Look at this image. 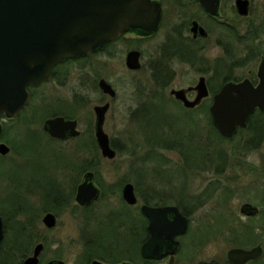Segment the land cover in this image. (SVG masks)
<instances>
[{
    "label": "rangeland",
    "instance_id": "rangeland-1",
    "mask_svg": "<svg viewBox=\"0 0 264 264\" xmlns=\"http://www.w3.org/2000/svg\"><path fill=\"white\" fill-rule=\"evenodd\" d=\"M224 1L230 3L231 0ZM251 18L258 24V37L256 40H246L237 45L235 55L225 59L230 77L255 79L261 54L251 61L244 59L241 65L238 60L246 58V51L251 47L253 50H261L264 55V0H254ZM218 33V31L212 33L202 43L203 49L198 53L199 58L213 63L223 56L221 48L216 45L215 38ZM164 34L163 27L148 37L126 34L123 39L110 44L102 52L63 64L57 69L52 80L31 88L32 95L28 106L14 121H32L34 133L29 134L25 126L21 125L23 128L18 126L19 132L15 141L8 139L9 153L1 157L4 159H0V174H4L0 176V183L7 176L20 182L26 180L30 182L32 179L33 191L25 193L24 197L33 203H40L42 197L48 193L53 197L56 192L57 195L61 194V189L70 191L75 188L82 179L77 167L88 155L98 152L100 160L97 174L108 190H114L104 195L101 192L95 205L97 237L100 238L101 246L104 243L112 246V243L116 245V242H119L123 247L129 237L126 235L124 225L116 221L117 217L121 219L122 213L134 217L141 215L139 206L143 201L138 194L136 193L138 203L127 205L121 198V190H117L119 184L123 186L126 182L133 185L134 181L139 183L146 197L158 198L152 195L151 190L155 189L156 192L164 194L167 204H174V200L179 199L178 192L184 199H192L193 204L189 205L187 201L184 203L190 212L187 242L192 241L191 233L203 218L213 214L227 216L233 220L229 222L230 226L242 216L239 207L243 202L264 204V142L257 149L246 151L239 143L240 135H236L232 140L219 139L209 126L211 93L210 97L192 109L183 107L174 99L169 93L171 88L193 85L201 75L188 65L178 60L172 61L171 67L175 75L166 81L164 87H158L155 83L154 77L157 75L150 70V61L159 56ZM131 48H137L142 52L139 70L130 71L125 66V55ZM202 75L210 78L212 73L209 71V75L208 73ZM101 78L115 90L114 98L104 95L98 88L97 82ZM222 79L223 75H220L208 79V83L217 89L222 84ZM156 89L163 92H150ZM156 94L159 97L165 96L163 98L167 99L166 106L160 104L158 97H155ZM193 96L192 94L190 98ZM105 101L110 102V108L105 117L104 131L117 146L122 147L124 144L130 149L129 153L124 154L116 151L113 159L100 156L99 151L91 144L94 121L92 107ZM31 108L32 118L28 112ZM65 110L71 112L78 120L81 134L77 138L65 141L51 140L41 130L42 122L48 117L46 113ZM164 120H174L177 130L187 128L199 136L194 137L189 151L185 154L190 165L177 151L162 149H157V152L167 163H163L161 157H157L158 161L152 159L145 164L136 161L137 156L146 154L149 140L159 131V128H156L160 125L159 122ZM5 126L9 127L10 123ZM133 143L145 146L143 150L140 147L135 151ZM203 143L209 154L204 152ZM219 155L224 159L221 160ZM206 156L207 161L198 165L197 162L205 160ZM210 157L214 160L209 159ZM143 169L145 176L141 177L140 171ZM194 206L197 207L194 209ZM59 215L60 219L53 230L44 232L40 222L38 231L43 232L50 240H55L49 248L63 250L64 258L72 261L79 248L75 246V240L67 239V234L76 227L72 225L68 215L63 213ZM111 219L118 225L115 231L112 229ZM220 227L225 229L224 224ZM226 249L228 242L219 238L215 243L212 241L205 245L199 257L224 259ZM261 260L264 264V256Z\"/></svg>",
    "mask_w": 264,
    "mask_h": 264
},
{
    "label": "flooded vegetation",
    "instance_id": "flooded-vegetation-1",
    "mask_svg": "<svg viewBox=\"0 0 264 264\" xmlns=\"http://www.w3.org/2000/svg\"><path fill=\"white\" fill-rule=\"evenodd\" d=\"M151 1L159 3L161 7V18L156 31L161 27L165 29L160 54L158 57L151 59L150 61V70L153 72V74L156 72L157 76H155L154 79L158 87H164L166 81L175 75V72L171 67V62L176 60L188 65L191 69H195L201 74L198 76L195 84L189 85L187 87L171 88L169 90V92L172 90H183L184 92H188L186 96L189 99H191L190 96L192 94L195 95V92H197L195 89H193V87L197 84L200 77L204 78L208 92L215 93L218 92L220 88L227 82L238 83L248 79L253 86H256L259 83V77L257 76L258 67L262 59H264V55H262L263 52L259 49H255L258 52L257 55L249 59L251 61L261 54L255 79H250L248 77L243 79L231 77L230 80L223 82V79L229 76L225 59L229 58L228 56L230 53L235 55L237 52V45H241L247 39L248 41L253 39L256 40L258 37V24H255V22L251 20V15L254 8V0H245L247 1V14L240 13L237 3L238 0H231L230 3H226L224 0H216L215 13H211L209 10H207L201 0ZM211 4H214V1H212ZM194 23H196V27L198 25L205 31V35H201L199 33V28L197 31L193 30V27H195ZM156 31L145 32L140 29H130L117 39L106 43L97 51L84 57H89L92 54L104 51L107 46L123 39L126 34H133L137 37H148ZM217 31L219 33L218 35L216 34V45L217 47L221 48L223 56L211 63L210 60H208V62L203 58H199L198 53L203 49L202 43L206 41L212 33ZM131 50L139 51L140 67L135 69L139 70L141 68L142 52L137 48H131L127 50L126 55ZM126 55L124 62L126 61ZM84 57L66 59L57 63L54 67L53 75L50 80L54 78L57 69L60 66L71 61L82 59ZM218 64H221V68L217 67ZM212 65L215 66L211 68ZM129 70L135 71L133 69ZM209 71H211L212 77L210 76V78H208L207 76L206 78L205 75H202L207 73L209 75ZM220 75H223L222 84L217 89H215V91H212V86L208 83V81L219 77ZM49 81H44L36 86L28 87L29 100L19 110L16 116L7 117L3 113L0 114V144L3 143L8 147V151L5 154L0 153V159H4L1 157L8 155L10 147L7 141L8 139L15 141L17 132H19L18 126L19 128L22 127L21 125L25 126V130L31 135L34 133L31 127L33 124L32 121L17 122L14 121V119H16L28 106L32 95L30 89ZM150 92H163V90L156 89L151 90ZM213 95L214 94H211V99ZM179 102L182 104L181 101ZM28 112L29 116L32 118V108L29 109ZM54 116H63L65 118L75 119L77 121L78 129V120L75 117L70 118L61 114H56L48 116L47 118ZM93 116L95 121L94 111ZM94 121L92 132L93 140L97 146L94 135ZM7 123H10L9 127L5 126ZM41 130L43 131L42 125ZM43 133L51 140H61L51 137L45 131H43ZM80 134L81 132L79 130V134L77 136L68 137L61 141H65L70 138H77L80 136ZM236 135H240L239 143L243 145V150L251 151L253 149H257L261 144H263L264 111H260L256 108L248 116L246 126L237 128L236 133L232 137H223L225 140H232ZM99 154L102 156L100 150ZM86 160L88 162H86ZM84 163H87L90 167H92V169H88L80 173L82 174V179L79 183H77L76 186L74 185L75 188L73 187V189L70 191L61 189V193L64 194L68 200H53V197L51 195L49 196L48 193L46 196L48 198L51 197L50 200H44L43 196L40 203H33L32 201L26 200L24 197L25 193L33 191L32 187L34 183L32 182V179H30V182L27 180L25 182H20L17 179H13L8 176L2 179L0 183V264H54V262L55 264L58 262H61L62 264H92L94 261L100 262L102 264H121L126 262L131 264H199L200 262H203L204 264H231L228 257V252L231 249H242L245 251L256 249V252H260V254L255 258L247 259L241 264H262L261 259L264 256V204H257L251 201L243 202L240 205L239 212L242 216L237 218V221H234V223L230 226L229 222L233 220L227 218V216L221 217L213 214L210 215V217H206L205 219L203 218V221L199 222V224H197L191 233L193 239L190 242H187L186 240V236L189 234L188 232L190 229V212L186 208L184 212L177 204L153 205H175L187 218V229L185 233L175 237V240L179 242L177 251L173 255L165 254L162 257L155 259L142 257L140 247L138 253L135 255L136 257H133L134 251L131 248H125L121 250V256L124 258L118 259L116 249H114V247L116 248V245L112 244L113 248H111L112 246L107 245L106 243L101 246L102 243L99 242L100 238L97 237V207L95 206L97 205V199L88 204H80L75 199L77 187L83 181L84 174L88 171L93 173V182L99 187L100 195L102 192L100 186L97 184V153L88 155L80 165ZM2 175L4 174H0V176ZM72 191H74L73 194H71ZM64 196L62 197L64 198ZM47 197L45 198L47 199ZM37 204L40 205L37 206ZM196 207L197 206H194V209ZM47 213H52L55 216V225L52 227H47L43 222V217ZM60 213L68 215V218L72 221V225H75L76 227L74 231L70 230V233L67 234V239L75 240V246L79 248L76 252L77 255H75V258L72 261L64 258L63 250H52L49 248V246L52 245L55 240H50L43 232L38 231L40 222L44 227V232L53 230L57 226V223L60 219ZM144 219V228L146 229L147 235L142 243L149 237V231L147 228L148 219L146 217H144ZM239 219L243 220V222ZM198 220H200V218H198ZM111 221L113 220L111 219ZM223 224L225 225V229L220 227ZM219 238L228 242V249L225 250L224 259H218L214 257H199V253L202 252L201 249L205 247V245L212 241L215 243L216 240H219ZM39 245L41 247L39 250H37Z\"/></svg>",
    "mask_w": 264,
    "mask_h": 264
},
{
    "label": "water",
    "instance_id": "water-1",
    "mask_svg": "<svg viewBox=\"0 0 264 264\" xmlns=\"http://www.w3.org/2000/svg\"><path fill=\"white\" fill-rule=\"evenodd\" d=\"M201 1L207 10L215 13L216 0ZM237 3L240 13L247 14V1L238 0ZM160 18V5L151 0H0V114L16 116L29 100L28 87L49 81L57 63L87 56L130 29L156 31ZM198 28L199 33L205 35L198 25L193 30ZM139 56V51H129L126 66L138 69ZM257 76L259 83L256 86L248 79L227 82L212 96L209 106L211 122L222 136L232 137L237 128L246 126L248 116L256 108L264 111V59ZM98 87L110 98L116 96L105 79H99ZM193 89L197 92L192 99L187 98L188 92L183 90L169 93L184 107L194 108L210 97V92L203 77ZM109 107L108 101L93 107L94 135L101 155L113 159L116 151L110 146L109 136L103 128ZM42 129L61 140L79 134L77 121L63 116L46 118ZM7 151L8 147L1 143L0 153ZM99 196L100 189L93 182V173L88 171L77 187L75 199L80 204H88ZM121 197L127 205H136L139 200L131 182L123 184ZM139 210L148 219L149 231V237L140 246L142 257L158 259L165 254L173 255L179 247L175 237L185 233L187 218L175 205L141 203ZM43 222L52 227L55 216L47 213ZM255 252L256 249H231L228 257L231 264H241L260 254ZM92 264L102 263L94 261Z\"/></svg>",
    "mask_w": 264,
    "mask_h": 264
},
{
    "label": "trees",
    "instance_id": "trees-1",
    "mask_svg": "<svg viewBox=\"0 0 264 264\" xmlns=\"http://www.w3.org/2000/svg\"><path fill=\"white\" fill-rule=\"evenodd\" d=\"M248 41V39H247ZM257 50H253V48L251 47L250 49H247L246 51V58H242L240 60H238V62L240 63L239 65L243 64L244 62H242L244 59H250L253 56L257 55ZM229 56H234L232 53H230ZM217 66V65H216ZM217 67L221 68V64H218ZM230 74L229 76H227L226 78L223 79V82L230 80ZM212 91H215V88L211 87ZM211 94H214L215 92H210ZM157 95V94H156ZM155 97H158V101H160V104H163L164 106L167 105V99L163 98L165 97L164 95H162L161 97H159V95H157ZM157 99H155L156 101ZM150 102V101H149ZM152 102V101H151ZM150 102V103H151ZM176 102V101H174ZM179 102V101H178ZM177 103V102H176ZM56 114H61L64 115L66 117H74V115L71 112L68 111H62V112H52V113H46L47 116H52V115H56ZM210 119V118H209ZM192 121V120H191ZM159 126H157L156 128H159V131L155 134H153V138L151 140H149L148 143V147L146 149V154L144 153V155H140L137 156L136 161L137 162H141L142 164H145L148 161H151L152 159L157 160V157H161L159 155V153L157 152V149H162V150H175L177 151L180 155L183 156L185 162L190 165V161L188 157H185L186 152L189 151V146L192 143V141H194V137L197 138L199 136H197V134L193 131V130H188L187 128L182 129L181 131L177 130L175 128V123L174 120L172 121H166L164 120V122H159ZM209 126L210 128L219 136V139L221 140H225V138L217 131V129L213 126V124L211 123V119L209 120ZM263 129V128H262ZM94 140H92V145L94 146V148L96 149V151H99L95 142H93ZM87 144H89V142H86ZM111 146L119 153V154H124L125 153H129L130 149L129 147H127L126 145H122V147L117 146V144L115 143V141L112 139L110 140ZM188 143V144H187ZM134 144V143H133ZM145 145H137L134 144V148L135 151L138 150L140 147L143 150ZM86 149V148H85ZM203 149L204 152L206 154H209V151L207 150L205 143H203ZM98 154V152H97ZM220 156V155H219ZM221 160H223V156L221 155ZM219 157V158H220ZM163 160V163H167L164 162V158L161 157ZM207 156L205 158V160L199 161L197 162L198 165H200L201 163H205L207 160ZM209 159L214 160L213 157H210ZM100 160V157L97 155V165H98V161ZM158 161V160H157ZM88 169H92V167H90L87 163H84L80 166L77 167V171L79 173L88 170ZM141 177L145 176V171L144 169L140 171ZM97 184L100 186L102 194L104 195L105 193H108L109 191L112 192L114 191L113 189L108 190L107 187L104 185L103 181L100 180L99 178V174H97ZM134 186H135V191L138 194V196L142 199V203H146L149 205H162V204H167L166 203V199L164 198V194L156 192L155 189H152V195L153 196H158V198H154V197H146L145 193L142 191V189L140 188L139 183H137L136 181H134ZM121 189L120 184L117 186V190L119 191ZM57 193V192H56ZM56 193H54L55 196H53V200H68L67 197L64 196V194H59L57 195ZM74 191L71 192V194H73ZM178 196L179 199L174 200V204H177L184 212H185V204L186 201L193 204L192 199H184L182 194L180 192H178ZM48 195V194H47ZM50 196V194H49ZM64 196V198L62 197ZM47 197L46 195L44 196V200H50L51 197H47V199L45 198ZM185 201V202H184ZM188 204V203H187ZM121 219H116V221L118 220V222H121L122 225H124V230L126 232V235L128 238V242H125V245L122 247L120 246L121 243L116 242V248L114 247V249H116L117 252V256L118 259L124 258L122 257V249L125 248H131L134 251L133 257H136L135 255L138 253L140 244L142 243V241L144 240V238L147 235L146 229L144 228L145 226V219L142 215H139L138 217H134L131 215H128L127 213H122L120 216ZM112 222V229H117L118 225L116 223ZM113 244V243H112ZM113 248V246L111 247Z\"/></svg>",
    "mask_w": 264,
    "mask_h": 264
}]
</instances>
